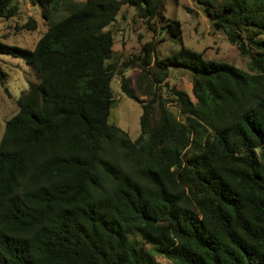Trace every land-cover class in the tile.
<instances>
[{
    "label": "trees",
    "instance_id": "obj_1",
    "mask_svg": "<svg viewBox=\"0 0 264 264\" xmlns=\"http://www.w3.org/2000/svg\"><path fill=\"white\" fill-rule=\"evenodd\" d=\"M197 1L248 70L185 45L160 58L154 41L114 59L124 5L181 38L165 0H32L47 25L35 48L0 42L38 74L0 142V264H163L145 244L173 264H264V0ZM20 12L0 0V18ZM172 68L192 74L193 97L164 98ZM116 76L143 109L135 139L110 121Z\"/></svg>",
    "mask_w": 264,
    "mask_h": 264
},
{
    "label": "rangeland",
    "instance_id": "obj_2",
    "mask_svg": "<svg viewBox=\"0 0 264 264\" xmlns=\"http://www.w3.org/2000/svg\"><path fill=\"white\" fill-rule=\"evenodd\" d=\"M21 12L14 18H0V42L16 45L24 48H35L38 40L46 31L47 25L41 15L39 5H34L32 0H18ZM222 0H219L221 2ZM165 15L177 19L181 23L182 35L173 37L168 35L166 29L152 30L136 15L133 7L124 5L113 24L115 33L114 59L121 62L130 55L138 54L143 44L154 41L158 50V56L164 58L177 52L182 45L202 52L207 60H223L248 70L249 57L242 56L238 48L233 45L226 35L216 30L202 5L197 0H165ZM30 18H34L38 25L34 30L24 28ZM164 38V41L160 39ZM0 64L8 73L5 84L0 82V142L4 135L6 122L19 108L18 101L31 84L38 82L36 70L23 58L13 57L0 53ZM141 70L132 68L126 71L130 78L131 89L143 99L150 97V80L139 81ZM169 87L164 88V98L168 97V90L172 86L186 91L193 97L192 74L183 68L170 69L167 79ZM116 98L111 112L110 121L119 125L135 139L140 135V116L142 106L133 98L127 96L121 87L119 77H115L112 83ZM167 100V99H166ZM172 111L178 114V109L173 102H169ZM143 243L139 235L132 236ZM145 247L163 264H173L172 261L160 255L153 246L145 244Z\"/></svg>",
    "mask_w": 264,
    "mask_h": 264
}]
</instances>
